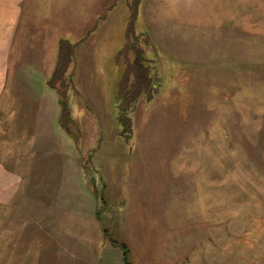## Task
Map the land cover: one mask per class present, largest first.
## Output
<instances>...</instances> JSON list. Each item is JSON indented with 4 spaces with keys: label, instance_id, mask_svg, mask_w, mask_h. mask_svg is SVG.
Wrapping results in <instances>:
<instances>
[{
    "label": "rangeland",
    "instance_id": "1",
    "mask_svg": "<svg viewBox=\"0 0 264 264\" xmlns=\"http://www.w3.org/2000/svg\"><path fill=\"white\" fill-rule=\"evenodd\" d=\"M50 5L68 30L31 83L69 180L41 224L0 218V264H264V0Z\"/></svg>",
    "mask_w": 264,
    "mask_h": 264
},
{
    "label": "crops",
    "instance_id": "2",
    "mask_svg": "<svg viewBox=\"0 0 264 264\" xmlns=\"http://www.w3.org/2000/svg\"><path fill=\"white\" fill-rule=\"evenodd\" d=\"M37 2L0 0V218L14 220L24 213L41 224L50 214L44 208L50 205L43 206L40 190L47 189L50 203L48 187L67 184L69 176H64L66 165L54 159L67 150L66 137L59 131L58 97L53 92L37 97L31 78L45 89L51 84L55 46L68 29L58 31L53 22L60 6L50 5L39 15ZM260 31L252 48L264 56V18ZM25 230L19 234L25 235ZM65 245L62 240L61 246Z\"/></svg>",
    "mask_w": 264,
    "mask_h": 264
},
{
    "label": "trees",
    "instance_id": "3",
    "mask_svg": "<svg viewBox=\"0 0 264 264\" xmlns=\"http://www.w3.org/2000/svg\"><path fill=\"white\" fill-rule=\"evenodd\" d=\"M124 260H125V257H124Z\"/></svg>",
    "mask_w": 264,
    "mask_h": 264
}]
</instances>
